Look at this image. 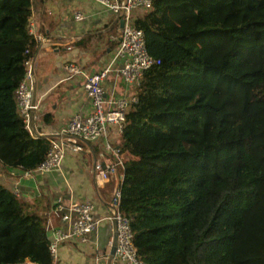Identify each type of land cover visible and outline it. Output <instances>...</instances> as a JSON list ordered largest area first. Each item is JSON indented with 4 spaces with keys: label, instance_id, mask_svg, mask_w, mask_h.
Segmentation results:
<instances>
[{
    "label": "trees",
    "instance_id": "obj_1",
    "mask_svg": "<svg viewBox=\"0 0 264 264\" xmlns=\"http://www.w3.org/2000/svg\"><path fill=\"white\" fill-rule=\"evenodd\" d=\"M29 15V0H0V164L23 171L49 146L13 98L35 52ZM133 25L159 60L120 131L117 210L137 257L264 264V0H152ZM18 197L0 184V264H52L40 216Z\"/></svg>",
    "mask_w": 264,
    "mask_h": 264
},
{
    "label": "crops",
    "instance_id": "obj_2",
    "mask_svg": "<svg viewBox=\"0 0 264 264\" xmlns=\"http://www.w3.org/2000/svg\"><path fill=\"white\" fill-rule=\"evenodd\" d=\"M30 22L44 41L37 44L30 68L33 80L34 122L42 134L56 133L74 112H90L89 98L78 79L65 78L61 64L72 61L87 71H98L110 63L119 21L94 0H30ZM82 18L75 20L74 13ZM112 62L102 80L105 95L116 97L128 92ZM110 139L120 136L111 132ZM95 143H87L82 152L66 155L60 167L49 172H28L0 164V184L16 189L18 199L28 212L40 216L50 235L59 223L60 212L70 201H88L94 206L93 216L100 218L93 240L89 243L66 241L56 250L53 264H108L107 255L112 229L111 221L103 217L111 213L108 206L112 181L100 180L92 174L97 157Z\"/></svg>",
    "mask_w": 264,
    "mask_h": 264
},
{
    "label": "built area",
    "instance_id": "obj_3",
    "mask_svg": "<svg viewBox=\"0 0 264 264\" xmlns=\"http://www.w3.org/2000/svg\"><path fill=\"white\" fill-rule=\"evenodd\" d=\"M100 3L117 21H122L116 36V45L110 63L98 71H87L81 64L65 61L61 70L65 78L78 79L85 90L89 102L90 112H74L65 124L56 133L42 134L34 122L33 111L36 109L32 96L33 80L31 76V60L28 57L25 64L23 77L14 89L13 98L16 113L21 120L23 128L31 137L42 135L48 141V149L43 160L28 172L45 173L60 167L61 160L67 154L82 152L87 143H95L97 157L92 164V174L100 180L112 181V190L108 206L111 213L103 218L116 222V241L114 253L108 264H145L141 261L131 243V231L126 217L118 210L119 183L123 176L124 152L119 142L110 139L111 132L120 136L124 121V114L130 104L136 101V87L144 70L152 64L159 62L153 58L145 48L142 31L133 25V17L139 8H148L152 0H94ZM30 6V0H29ZM30 11V10H29ZM75 20L82 18L76 12ZM28 32L37 44L44 41L40 33H36L30 22L27 23ZM35 53V52H34ZM34 55V54H33ZM112 62H117L116 73L121 77L128 88V92L116 97L105 95L102 80L110 69ZM18 194L16 189L11 190ZM93 204L88 201H70L59 215V223L54 226L48 235V249L52 264L56 258L57 246L66 241L89 243L94 251L97 249V240H93L94 233L99 225L100 218L93 216ZM111 238L108 242L110 244ZM8 264H35L29 259Z\"/></svg>",
    "mask_w": 264,
    "mask_h": 264
},
{
    "label": "water",
    "instance_id": "obj_4",
    "mask_svg": "<svg viewBox=\"0 0 264 264\" xmlns=\"http://www.w3.org/2000/svg\"><path fill=\"white\" fill-rule=\"evenodd\" d=\"M121 24H122V21L120 20L119 21V25L121 26ZM111 229H112L111 241H110V244H109L108 255H107V261L108 262H109L111 256L114 253L115 241H116V222H115L114 219L111 221Z\"/></svg>",
    "mask_w": 264,
    "mask_h": 264
}]
</instances>
